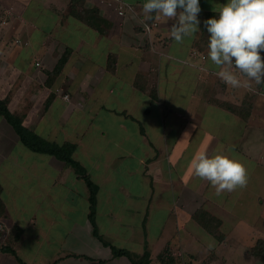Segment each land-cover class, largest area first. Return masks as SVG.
<instances>
[{
	"label": "crops",
	"instance_id": "1",
	"mask_svg": "<svg viewBox=\"0 0 264 264\" xmlns=\"http://www.w3.org/2000/svg\"><path fill=\"white\" fill-rule=\"evenodd\" d=\"M145 2L0 0V99L41 137L76 145L74 158L99 187L96 224L105 240L137 254L147 243L151 264H161L159 256L166 247L174 264H200V250L211 260L222 252L227 264H264L252 254L264 242V84L252 81L249 88H232L215 75L217 69L207 59L204 21L218 15L219 5L227 0H200V31L183 43L169 34L174 21L143 14ZM121 7L125 16L118 13ZM153 23L156 26L146 33L144 24ZM66 52L67 63L50 79ZM248 101L255 103L253 110L246 108ZM100 115L97 131L102 139L113 132V144L92 145L96 138L92 141L89 132ZM13 139L20 144L16 150L23 147L17 156L9 152ZM128 143L137 144L133 147L139 152L132 147L124 159L115 151ZM24 150L0 117V225L4 228V216L10 230L19 231L15 244L23 261L131 264L125 257L113 258L94 236L89 190L74 169L43 154L35 153L30 160L27 153L21 155ZM221 151L246 166L248 183L217 195L209 182L193 175L190 161L198 152ZM134 160L154 163L153 176L148 174L159 191H153L141 167V174L129 172ZM172 165L179 180L172 194L180 204L177 228L185 224L187 239L167 233L161 239L162 232H154L162 218L165 230L170 223L172 206L161 218L156 202L163 196L159 175ZM116 166L122 167L121 173L116 174ZM123 172L126 179L120 176ZM134 178L140 184L132 188ZM203 210L220 221L215 234L197 221ZM102 223H107L104 229ZM175 240L180 245L185 241L181 257ZM194 241L198 247L188 253ZM0 264L19 262L0 250Z\"/></svg>",
	"mask_w": 264,
	"mask_h": 264
},
{
	"label": "clouds",
	"instance_id": "2",
	"mask_svg": "<svg viewBox=\"0 0 264 264\" xmlns=\"http://www.w3.org/2000/svg\"><path fill=\"white\" fill-rule=\"evenodd\" d=\"M142 12L148 19L155 14L174 21L169 34L176 43L200 31V0H146ZM204 25L207 59L223 83L232 88H249L252 81L264 84V0H227L219 5L218 15L206 19ZM190 167L217 195L245 188L248 183L246 166L222 151L212 155L198 152Z\"/></svg>",
	"mask_w": 264,
	"mask_h": 264
},
{
	"label": "trees",
	"instance_id": "3",
	"mask_svg": "<svg viewBox=\"0 0 264 264\" xmlns=\"http://www.w3.org/2000/svg\"><path fill=\"white\" fill-rule=\"evenodd\" d=\"M94 11H86L84 14L89 15L88 13H93ZM88 18V16H84ZM89 22V20H88ZM93 24V22H90ZM69 59V52H66L62 55L58 65L56 66L55 70L49 74V78H53L56 75H59L64 68L65 64ZM50 102H48L49 104ZM0 117L4 118L6 122L13 128L15 133L20 139V142L30 151L38 154H43L47 156H52L57 160L65 163L67 166L74 169L75 173L78 177L86 183L88 190H89V201H90V221L93 226V234L94 236L102 243L103 246L109 248L112 252L113 258H127L131 264H151V252L147 243H145V250L142 254L134 253L130 250L119 248L115 246L113 243L105 240L103 236L98 231V226L96 224V214H97V193H98V185H96L90 178L86 168L82 166V164L74 158V152L76 151V145L72 143H64L58 144L56 142H52L46 140L45 138L38 135L32 129L27 128L23 125V123L15 116L8 108V104L6 100L0 99ZM144 133V131L142 130ZM200 211L196 215L197 221L200 225L212 234L218 230L217 227L220 225V221L214 219L213 217L209 216L207 213H202ZM207 214V215H205ZM201 215H205L208 217L205 221L201 218ZM204 217V216H203ZM4 252H11L16 256L14 250L11 249H1ZM252 254L257 256L261 260H264V242L258 243V245L254 248ZM20 264H26L21 259H18ZM159 261L161 264H174L175 258L174 255L169 247H166L164 251L159 256ZM103 262V261H102Z\"/></svg>",
	"mask_w": 264,
	"mask_h": 264
},
{
	"label": "rangeland",
	"instance_id": "4",
	"mask_svg": "<svg viewBox=\"0 0 264 264\" xmlns=\"http://www.w3.org/2000/svg\"><path fill=\"white\" fill-rule=\"evenodd\" d=\"M86 16H88V15H86ZM262 56H264V53H262ZM39 65L40 64H38L37 66H39ZM238 108L239 109L241 108L239 110L240 113L241 112H244V109L242 108V105L241 106H238ZM246 108H248L249 110H253V108H255V103L248 101L246 103ZM101 119H102V115L99 116V118L97 119V122L94 124V126H92L91 131L89 132V135L91 134L90 137H91L92 141H93V139L96 138L92 145H94V144H98V145H94V146H99L101 144H108V143H112L113 144L114 143V140H113L114 134H113V132H111V134L107 137V139H105V137H104V139H102L101 138L102 133L101 132L99 133V131H97L98 130L97 124H99V122H100ZM13 141L14 142H12V144L10 145L11 148H9V150H10L9 152L12 155L17 156L18 154L21 153V151L23 150V147H20V148H18L16 150V146L17 145H20V144H17V140H14L13 139ZM124 145H120V147L115 152H118L122 157H124V159H126L127 158V154H126L127 152H126V150L131 151L132 147L133 146H136L137 144L128 143L129 146L127 144H124ZM126 146H128V148ZM18 151H20V152L18 153ZM26 151L24 150L21 155L25 157L26 156L25 154L27 153L28 154V157L26 156V158H28L30 160H33L35 158V153H33L31 151H28V152H26ZM132 151L134 153H138L139 152L138 151V147H133ZM165 153H166V151H165ZM110 154L111 153L109 152L108 155L110 156ZM148 161H149V159L147 160V162ZM147 162L143 163V165H140L138 162H135V160H134L133 161V164L132 165H129V167H132L133 170H129V172H132V174L135 173V175L141 174V172L137 173L138 168L141 167L142 172L144 174H147V178H148L149 182H151L153 191L154 192L155 191L157 192V191H159L158 188L156 189V186L154 185V183H152L154 177L152 178L150 176V174H151L150 172H153L155 170V166H153V164H154L153 162H151L150 164H148ZM121 168L122 167H120V166H116V174H118V172L121 173V171H120ZM146 168H148V171H145ZM162 172L163 173H161L160 175L158 174L159 177H160L159 180H160V182H162V186H160V188H162L161 192H162V195L163 196H161L160 199H158L157 202H156L157 204H159V206H160L159 208H161V211H160L161 213L158 212L157 213V216L160 215L161 218H162V216H165L166 214H164V213L167 212L166 208H168L169 205L172 206V210H170L171 217H170V221H169L170 223H169V225L167 227L168 230H165L163 228L164 224L162 222L163 221V218H162L161 222L158 221L156 223V225L158 226V229H155L154 232L155 233L162 232V234L160 233L161 239H165L166 238L165 233H167L168 235L169 234H172V235H175L176 234L177 235L176 236L177 238L187 239L188 238V234L185 231V224H183V225L181 224L180 229H178L177 228V223H176L177 222V212L180 211L179 210V207H178L180 205V204L178 205V199H177L178 197L177 196L176 197H173L172 196V194L174 192L176 193V191H174L176 189H174V188H177V186H179V180L177 181V179H176V169L172 165V168H171V170L169 172L168 171H165V172L162 171ZM148 173H150V174H148ZM122 175H126V173L120 175L122 178H125ZM155 177H156V175H155ZM170 177H171V179H169ZM132 180H133V183H135L134 185H132V188L134 186L136 187L137 185L140 184V180H137L136 178H134ZM251 185H253V182L251 183ZM139 187L140 186H138V188ZM135 191H137V189ZM175 193H174V195H175ZM111 200H113V199L110 198L109 201H111ZM116 200H122L123 202H125V199H116ZM102 201H103V199H102ZM154 201H156L155 194L153 196V202ZM109 208L110 207H108V208L106 207V208L103 209L104 217H106L107 223H108V219L110 218V217H108L109 216V213H107L108 212L107 209H109ZM204 212L207 213L209 216L213 217L210 213H208V212H206V211L203 210L202 213H204ZM207 214H205V215H207ZM205 215H201V218L204 219L205 221H207L206 219H208V217H206ZM28 216H29L28 214L25 215V217H28ZM214 219H216V218H214ZM6 221H7L6 218L3 216L1 218V224L4 226V228L0 225V227H1L0 228V250L3 249V248L14 250L15 253H16V256L14 254H12L11 252H8V253L9 254H12V256L14 258H16V260L21 259L23 261V259L20 257V254H18V252H17V248H16V244H15V243H17L20 240V236H18L19 231H16V230L11 231L10 228H9V226H8L9 221H7V222ZM106 224H103L102 223V228L103 229H104V227H105ZM173 225H174V231H172ZM15 229H18V228H15ZM113 233L116 234V236H120L118 234V232L115 233L114 229H113ZM12 234H13V236H12ZM184 243H185V241L183 242V244ZM183 244L180 245L179 240L178 241L175 240L174 246H176V248H177V256H179V257H181V250H185ZM197 244L198 243L196 241H194L191 245H189L187 247L188 253H189V251H192L193 249L197 248L198 246H194V245H197ZM223 249H225V248L223 247ZM197 254L199 256L201 255V257H200L201 258L200 264H227V261H225L224 256H223L224 254L222 252H219V254L217 256V260H211V258H210L211 255L210 254H207L204 250H200V252H197ZM18 262L20 264V261L19 260H18ZM244 262L246 263V261H243L241 263L238 262V264H245Z\"/></svg>",
	"mask_w": 264,
	"mask_h": 264
},
{
	"label": "built area",
	"instance_id": "5",
	"mask_svg": "<svg viewBox=\"0 0 264 264\" xmlns=\"http://www.w3.org/2000/svg\"><path fill=\"white\" fill-rule=\"evenodd\" d=\"M118 13L121 16H125V14H126L125 9L123 7H121L120 10H118ZM155 26H156L155 23H153V24H144V28L143 29H144V31L146 33L149 34L151 32L152 28H154Z\"/></svg>",
	"mask_w": 264,
	"mask_h": 264
}]
</instances>
